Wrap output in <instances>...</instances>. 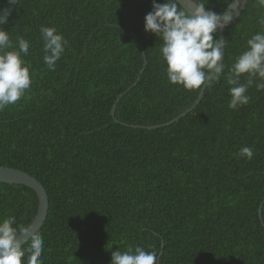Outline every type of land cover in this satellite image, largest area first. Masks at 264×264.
Here are the masks:
<instances>
[{
  "label": "trees",
  "instance_id": "1",
  "mask_svg": "<svg viewBox=\"0 0 264 264\" xmlns=\"http://www.w3.org/2000/svg\"><path fill=\"white\" fill-rule=\"evenodd\" d=\"M152 3L20 0L3 28L30 42L22 58L32 84L0 111V166L29 173L49 195L43 264H110L137 245L158 264H264V90L249 87L250 102L232 110L222 76L170 124L204 87L168 81L162 41L145 31ZM261 17L250 0L225 29V75L264 32ZM41 26L68 41L55 70L43 61ZM244 146L251 160L237 156ZM37 211L33 190L0 183V221L30 226Z\"/></svg>",
  "mask_w": 264,
  "mask_h": 264
},
{
  "label": "clouds",
  "instance_id": "2",
  "mask_svg": "<svg viewBox=\"0 0 264 264\" xmlns=\"http://www.w3.org/2000/svg\"><path fill=\"white\" fill-rule=\"evenodd\" d=\"M209 0H153L152 11L145 16V31L162 41L160 54L166 64L168 81L184 89L201 90L225 76L230 95L229 108L238 109L250 102L249 87L255 84L264 90V32H257L247 40L244 50L225 75L222 63L227 40L214 38L215 34L233 21V12L243 0H225L227 8L217 13L206 8ZM264 7V0H257ZM5 20L4 11L0 21ZM264 25V17L259 20ZM43 61L49 70L65 53L68 41L55 27L41 26ZM30 42L23 37L13 41L9 31L0 27V111L15 105L30 90L32 79L29 67L22 57L29 54ZM246 75L247 82L241 83ZM237 156L251 160L252 148H240ZM23 237V239H21ZM24 245H28L27 248ZM44 241L30 226L16 225L9 216L0 221V264H43ZM26 257V260H25ZM110 264H158L156 251L142 246H129L125 251L112 252Z\"/></svg>",
  "mask_w": 264,
  "mask_h": 264
},
{
  "label": "water",
  "instance_id": "3",
  "mask_svg": "<svg viewBox=\"0 0 264 264\" xmlns=\"http://www.w3.org/2000/svg\"><path fill=\"white\" fill-rule=\"evenodd\" d=\"M249 1L250 0H243V2L240 3L236 7L234 12L232 13L233 14V21L227 27L232 25L238 18H240V16L244 12L245 8L247 7ZM19 2H20V0H8L7 1L6 6L2 10V11H4L5 20L0 21V27L3 28V26L11 19V17L15 13V11L19 5ZM227 27H225L224 29H222L220 31V39H224V31ZM224 58H225V53H224V57L221 61L222 63L224 61ZM209 85L204 86L203 90L201 91V93H200L197 101L193 105V107L190 110H188L186 113H184L182 116L175 119L170 124H172L174 122H178L181 118L185 117L189 112L194 111L196 109V107L203 100L204 95H205V90H206L207 86H209ZM115 108L116 107H114V110H115ZM114 110H113V115H115ZM149 129H154V127H151ZM0 183L11 184V185H23V186L30 188L31 190H33L36 193V195L38 197V211H37V214H36L34 220L30 224V227L32 228L33 232H39L43 228V226L47 220V217L49 214V209H50L49 195H48L45 187L42 185V183L39 182L35 177L30 175L29 173H26L24 171L17 170V169L2 167V166H0ZM21 239H23V237H21Z\"/></svg>",
  "mask_w": 264,
  "mask_h": 264
}]
</instances>
